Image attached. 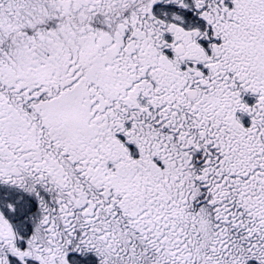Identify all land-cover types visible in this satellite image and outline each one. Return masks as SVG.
<instances>
[{"label": "snow or ice", "instance_id": "6c2138e0", "mask_svg": "<svg viewBox=\"0 0 264 264\" xmlns=\"http://www.w3.org/2000/svg\"><path fill=\"white\" fill-rule=\"evenodd\" d=\"M0 264H264V0H0Z\"/></svg>", "mask_w": 264, "mask_h": 264}]
</instances>
